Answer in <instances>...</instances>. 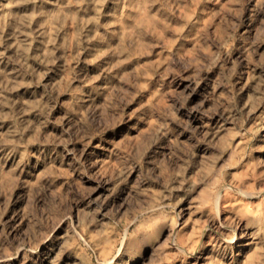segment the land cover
Masks as SVG:
<instances>
[{"label":"rangeland","instance_id":"374dc122","mask_svg":"<svg viewBox=\"0 0 264 264\" xmlns=\"http://www.w3.org/2000/svg\"><path fill=\"white\" fill-rule=\"evenodd\" d=\"M0 264H264V0H0Z\"/></svg>","mask_w":264,"mask_h":264},{"label":"clouds","instance_id":"9594fccd","mask_svg":"<svg viewBox=\"0 0 264 264\" xmlns=\"http://www.w3.org/2000/svg\"><path fill=\"white\" fill-rule=\"evenodd\" d=\"M214 199H218V196L214 197Z\"/></svg>","mask_w":264,"mask_h":264}]
</instances>
